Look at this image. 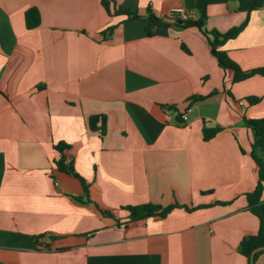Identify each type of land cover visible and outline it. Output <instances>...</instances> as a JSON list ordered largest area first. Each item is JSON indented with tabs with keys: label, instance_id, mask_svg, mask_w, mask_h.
<instances>
[{
	"label": "crops",
	"instance_id": "obj_1",
	"mask_svg": "<svg viewBox=\"0 0 264 264\" xmlns=\"http://www.w3.org/2000/svg\"><path fill=\"white\" fill-rule=\"evenodd\" d=\"M113 1L168 25L148 36L101 0H0V264H247L259 167L244 118L264 117V75L233 83L207 37L175 24L172 8L198 18L195 0ZM30 7L40 24L27 29ZM241 25L220 48L264 66V0H207V30ZM204 122L223 129L206 141ZM58 144L90 201L57 168ZM143 203L189 209L128 221L123 207Z\"/></svg>",
	"mask_w": 264,
	"mask_h": 264
},
{
	"label": "trees",
	"instance_id": "obj_2",
	"mask_svg": "<svg viewBox=\"0 0 264 264\" xmlns=\"http://www.w3.org/2000/svg\"><path fill=\"white\" fill-rule=\"evenodd\" d=\"M101 5L106 10L108 15H125L127 19H145L147 21L146 34L152 36L155 34L159 27L167 26L168 23L162 19L156 17L154 14L149 13L148 16L138 14L136 11L128 8L117 6L113 0H101ZM196 8L198 9L199 16L196 19L190 18L187 20H176L175 24L179 27H195L201 31L208 39L211 53L215 57L217 64L222 69H230L233 72L232 82H239L254 75H264V66L253 68L250 70H243L228 54L224 49L220 47L228 39L234 38L243 28V25L233 27L226 32H219L216 29L207 30L205 28L206 20V6L207 0H195ZM25 26L27 29H32L40 24V13L37 8L30 7L25 11ZM113 27H109L108 31H112ZM187 51V50H186ZM229 93V90H228ZM230 94V93H229ZM206 98L204 95L194 94L188 99L189 105L203 100ZM246 100L249 104L257 103L259 97L248 96ZM173 108V106H170ZM180 118V117H179ZM99 123V125H97ZM245 125L252 132L251 142V157L259 167V179L252 192L246 194L249 210L258 218L259 227L254 235L243 238L239 244V252L246 258L247 264L250 261V253L257 246H264V200H262V180L263 172L261 169L262 159L264 158V117L262 118H244ZM106 119L102 115H94L89 118V127L92 130H98L101 134L105 133ZM223 129L220 125L207 126L204 122L202 127V134L204 140H209L214 137L219 131ZM67 145L58 144L56 149L60 152V157L55 161L57 168L60 171L77 177L83 187L85 200L90 201L88 196V186L85 180L74 170L72 161L67 162L63 154ZM81 200V198H79ZM128 211V221H136L140 219H146L154 215L164 216L174 208L189 209L186 205H180L177 203L161 206L154 203H143L138 205H127L123 207ZM98 209L104 215H110L111 213L107 210ZM264 250L257 252L254 256V262L258 255L263 253Z\"/></svg>",
	"mask_w": 264,
	"mask_h": 264
},
{
	"label": "built area",
	"instance_id": "obj_3",
	"mask_svg": "<svg viewBox=\"0 0 264 264\" xmlns=\"http://www.w3.org/2000/svg\"><path fill=\"white\" fill-rule=\"evenodd\" d=\"M170 18L173 21H176V20H187V19L191 18V15L188 12H186L183 8H172L170 10ZM180 117L184 118L185 114H181Z\"/></svg>",
	"mask_w": 264,
	"mask_h": 264
},
{
	"label": "water",
	"instance_id": "obj_4",
	"mask_svg": "<svg viewBox=\"0 0 264 264\" xmlns=\"http://www.w3.org/2000/svg\"><path fill=\"white\" fill-rule=\"evenodd\" d=\"M261 250H264V246H257L251 251L249 264H254V256L257 252Z\"/></svg>",
	"mask_w": 264,
	"mask_h": 264
}]
</instances>
